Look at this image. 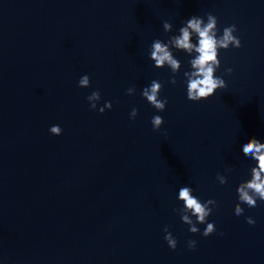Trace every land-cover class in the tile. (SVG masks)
<instances>
[{"label":"clouds","instance_id":"clouds-1","mask_svg":"<svg viewBox=\"0 0 264 264\" xmlns=\"http://www.w3.org/2000/svg\"><path fill=\"white\" fill-rule=\"evenodd\" d=\"M163 30L170 33L173 25L169 21L163 22ZM218 19L212 13H206V21L203 17L193 15L179 28L177 35H172L167 42L156 39L150 47V59L154 62V67H168L172 73L169 83L175 85L177 83L176 75L180 72L182 64L173 54V49L182 51L191 59L188 63L190 71H184L183 77L187 86V99L191 102H200L207 100L213 96L217 90L227 88V83L222 76H217L216 72L221 67L219 59L220 50H229L230 48L239 49L242 47L241 39L235 35L237 27L235 24L226 26L222 30V34L218 35ZM195 37L196 42H193ZM233 69L225 68L224 74L231 75ZM91 86L90 77L83 75L78 81V87L88 88ZM164 85L158 80H152L150 86L142 89L141 95L146 101L158 112H163L168 104V99L160 98V93ZM135 86L127 89V95H134ZM101 99L99 90L93 91L87 100L91 109H97L98 102ZM112 108V102L106 101L103 106L98 108L100 114L106 109ZM138 115V109L133 108L129 114L130 119H135ZM153 131H158L164 124L163 117L159 115L153 116L151 120ZM52 135L59 136L62 134V128L59 125H52L49 129ZM243 156L250 158L256 162L255 166L250 169L251 178L239 183L236 188L238 194V203L234 207V214L241 216L244 213L242 204L248 208L258 207V201L264 202V143L256 138H250L242 145ZM234 169H228L229 172ZM217 181L220 185L227 183L224 175L217 174ZM178 201L183 202V207L173 209L180 215L181 221L188 225V231L192 234L200 232L198 224H205L202 235L208 237L216 232L214 223H209L208 218L212 214L213 209L217 206L214 199L202 202L198 197L193 195V189L189 186H183L178 192ZM195 218V219H193ZM245 220L248 224H255V220L251 216H246ZM164 239L172 250H176L178 241L165 226ZM221 235H223L221 233ZM195 240H188L187 246L190 250L196 247Z\"/></svg>","mask_w":264,"mask_h":264}]
</instances>
